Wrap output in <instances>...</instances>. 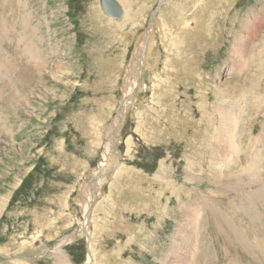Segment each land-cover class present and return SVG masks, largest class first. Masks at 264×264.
I'll return each instance as SVG.
<instances>
[{
    "label": "rangeland",
    "instance_id": "obj_1",
    "mask_svg": "<svg viewBox=\"0 0 264 264\" xmlns=\"http://www.w3.org/2000/svg\"><path fill=\"white\" fill-rule=\"evenodd\" d=\"M116 1L0 0V264H264V0Z\"/></svg>",
    "mask_w": 264,
    "mask_h": 264
},
{
    "label": "bare ground",
    "instance_id": "obj_2",
    "mask_svg": "<svg viewBox=\"0 0 264 264\" xmlns=\"http://www.w3.org/2000/svg\"><path fill=\"white\" fill-rule=\"evenodd\" d=\"M149 34L150 33H148V32L143 34V36L139 40V43L137 44L136 51H135L134 57H133V60L136 61V65L134 68V70L136 71V75L134 73H132L131 80L128 79V83L130 85L128 86V89L125 92V94L123 95V98L121 101V108H120L118 114L116 115L115 120L113 121V124L111 125V131H110L109 135L106 137V142L103 146V152H102L100 164L94 173V177L92 179V182L89 183V185L87 187V189H88L87 198L85 199V202L82 204L83 205L84 219L80 223V227L82 229H84L87 234H88V230H87L88 220H89V217L91 214L90 209H91L93 202L95 201V198H97L99 195V189L102 187L103 182L106 180L105 179L103 181V178L105 176H106V178H108V176L111 173H113V172L115 173V171H116V170H114L115 168H107V165L109 162V156L113 152L112 145H113V140H114V134H116L119 131L120 126H121V121L123 119L121 116V113L133 101L135 93L137 91V87L141 85L143 89L145 88L144 84L141 83V76L143 75L142 74V58H143V53L145 51V48H146V45H147V42L149 39ZM142 88H141V90H142ZM119 122H120V124H119ZM117 171H119V170H117ZM88 236H87L88 242H90V238ZM179 236H177L176 239H178ZM181 242H182V239H181ZM89 246H90V244H89ZM179 258L181 259V257H179ZM90 260H91V255L89 252L88 262H90Z\"/></svg>",
    "mask_w": 264,
    "mask_h": 264
},
{
    "label": "water",
    "instance_id": "obj_3",
    "mask_svg": "<svg viewBox=\"0 0 264 264\" xmlns=\"http://www.w3.org/2000/svg\"><path fill=\"white\" fill-rule=\"evenodd\" d=\"M100 7L102 12L111 19L121 20L123 17V9L116 0H100ZM151 21H153V19H151ZM83 232L87 237V234L84 229Z\"/></svg>",
    "mask_w": 264,
    "mask_h": 264
},
{
    "label": "trees",
    "instance_id": "obj_4",
    "mask_svg": "<svg viewBox=\"0 0 264 264\" xmlns=\"http://www.w3.org/2000/svg\"><path fill=\"white\" fill-rule=\"evenodd\" d=\"M34 172H36V173L39 172V167H38V168H35V169H34ZM31 178H32V175H30V176L28 175L27 178L23 180V182L21 183L19 189H18L17 192L15 193L17 197H18L20 194H22V193H23L24 195L28 196L29 189H30V185H31L30 182L33 180V179H31ZM15 194H14V196H15Z\"/></svg>",
    "mask_w": 264,
    "mask_h": 264
}]
</instances>
